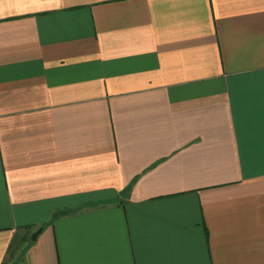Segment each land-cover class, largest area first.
Wrapping results in <instances>:
<instances>
[{
	"label": "crops",
	"instance_id": "1",
	"mask_svg": "<svg viewBox=\"0 0 264 264\" xmlns=\"http://www.w3.org/2000/svg\"><path fill=\"white\" fill-rule=\"evenodd\" d=\"M0 264H264V0H0Z\"/></svg>",
	"mask_w": 264,
	"mask_h": 264
},
{
	"label": "water",
	"instance_id": "2",
	"mask_svg": "<svg viewBox=\"0 0 264 264\" xmlns=\"http://www.w3.org/2000/svg\"><path fill=\"white\" fill-rule=\"evenodd\" d=\"M37 234H38V233H35V235L33 236V239H36Z\"/></svg>",
	"mask_w": 264,
	"mask_h": 264
}]
</instances>
